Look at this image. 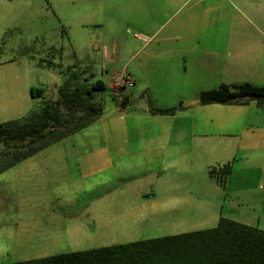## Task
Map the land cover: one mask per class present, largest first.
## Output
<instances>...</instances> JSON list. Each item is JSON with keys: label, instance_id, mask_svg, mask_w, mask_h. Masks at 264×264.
<instances>
[{"label": "rangeland", "instance_id": "374dc122", "mask_svg": "<svg viewBox=\"0 0 264 264\" xmlns=\"http://www.w3.org/2000/svg\"><path fill=\"white\" fill-rule=\"evenodd\" d=\"M259 2L0 0V124L40 108L31 89L56 99L61 87L84 91L108 78L111 91L126 93L114 88L117 73L138 82L128 110L135 116L133 153L116 159L115 170L81 176L75 158L101 138L90 125L0 175V264L212 229L219 216L248 213L239 203L230 213L224 175L210 174L208 164L220 160L223 145L212 154L197 143L183 150L168 129L193 122L195 113H182L186 105L199 109L202 92L248 83L234 75L256 67L263 53L264 14L259 20L248 10ZM109 88L91 94L104 114L116 105ZM140 89L149 91L141 97ZM150 102L182 109L177 118L153 116ZM238 107L201 112L211 113L220 130L241 124ZM152 190L155 199H140Z\"/></svg>", "mask_w": 264, "mask_h": 264}, {"label": "trees", "instance_id": "16d2710c", "mask_svg": "<svg viewBox=\"0 0 264 264\" xmlns=\"http://www.w3.org/2000/svg\"><path fill=\"white\" fill-rule=\"evenodd\" d=\"M68 86L59 89L56 99L44 96L42 89H31L32 98L42 99L40 108L21 120L0 124V175L85 130L104 115L103 106L91 95L107 90L102 81L84 91ZM114 95L127 102V97ZM251 102L264 109V87L222 84L199 97L200 106H247ZM181 109L151 108L150 113L172 117ZM231 170L227 164L219 173L212 168L210 174L230 175ZM9 264H264V230L221 216L212 229Z\"/></svg>", "mask_w": 264, "mask_h": 264}, {"label": "crops", "instance_id": "0c3cea01", "mask_svg": "<svg viewBox=\"0 0 264 264\" xmlns=\"http://www.w3.org/2000/svg\"><path fill=\"white\" fill-rule=\"evenodd\" d=\"M259 5L260 2L257 6ZM248 10L252 14L256 12L257 15L255 18L262 20L264 3L259 6V8L248 7ZM71 72L70 75L72 74ZM244 73L248 74L249 80L245 78ZM244 73L243 76L234 75L236 80L242 81L243 83L246 81L255 87H264V49L262 55L259 56L256 67H249L248 71ZM128 74L135 80V85L132 87L135 90L138 83L137 79L134 78L133 74ZM108 80L109 78L107 82L100 80L104 83L106 89L109 88ZM109 90L112 94H116L111 91L110 88ZM164 90H160V92L163 91V93H165L166 91L164 92ZM145 91H149V89H140L136 95L141 93L140 95L143 97ZM130 92L132 91H126L129 96L126 103L120 97L115 98V108H112L110 113L104 114L99 120L92 124L97 126L101 138L96 148L83 152V154H79L75 158L78 170L83 178L86 179L91 176L113 171L116 168V159L127 158L133 153L131 137L133 136V132L135 133V128L134 125L132 127L130 120L132 121L135 116L131 117V115L128 114L133 98ZM150 92L152 93V89H150ZM126 93L117 95L125 97L127 96ZM141 99L144 101L143 98ZM152 103L149 106V110L151 108L162 109L156 107V104L154 105ZM213 106L215 105L197 106L199 109L195 111V106L192 108L190 105H186L182 114L195 113L196 116L193 117V122L190 120V123L172 126L168 129V132H170L169 135L170 137H174L177 146L183 148V150H185L187 146L189 147L197 143L199 150H207L208 154H212L213 151H216V146L223 145V149L221 153H219L220 160L212 163V165H208L210 169L215 168L219 173L225 165L231 164V174L224 175L226 181L225 188L230 192L229 194L232 200V204H230V213H232V208L235 203L240 204L237 206L241 208V210L248 211V213L242 214L232 213L231 216L225 218L264 230V109L258 107L256 102H251L247 106H239L238 108H243L244 110L236 112L237 116L242 117L241 124H231L226 127H221L219 130L218 126L214 125L215 120L209 118L211 117V113L206 118L201 112L202 108L210 109L213 108ZM221 106L233 107L230 105ZM203 118H206V120L203 121ZM171 131L175 133V136H173ZM211 147L212 149L210 151L209 149ZM179 153L182 155V158H184L185 154L183 151H179ZM64 160L67 161L68 159L65 158ZM239 160H241L243 164H241ZM239 164L240 166H238ZM253 165H255V167H253ZM253 178L257 180L258 190L256 191L253 189V191H248L249 182ZM234 182H238V184L232 186ZM128 194L130 196H138L136 192L130 190H128ZM139 196L141 197L140 199L150 198L151 196L155 199L157 197V192L152 190L150 193H139ZM226 203L231 202L226 201ZM220 217L221 216H219V218Z\"/></svg>", "mask_w": 264, "mask_h": 264}, {"label": "built area", "instance_id": "2783aa9c", "mask_svg": "<svg viewBox=\"0 0 264 264\" xmlns=\"http://www.w3.org/2000/svg\"><path fill=\"white\" fill-rule=\"evenodd\" d=\"M113 81H114V88L118 89H122L124 91H128L130 90L132 87H134L135 85V80L133 79V77L128 74V73H117V75H115L113 77ZM125 97H129L128 95Z\"/></svg>", "mask_w": 264, "mask_h": 264}]
</instances>
